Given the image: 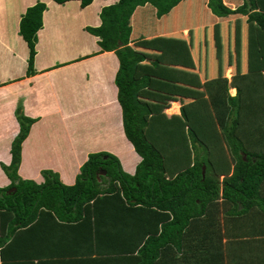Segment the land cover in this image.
Here are the masks:
<instances>
[{
	"label": "trees",
	"instance_id": "obj_1",
	"mask_svg": "<svg viewBox=\"0 0 264 264\" xmlns=\"http://www.w3.org/2000/svg\"><path fill=\"white\" fill-rule=\"evenodd\" d=\"M53 1L63 5L75 0ZM76 1L81 8L93 2ZM188 2L118 0L102 8L100 26L84 28L98 39L100 52H113L118 59L114 83L123 130L141 158L133 175L123 171L117 157L97 152L88 155L73 185L62 183L51 170L41 172L40 184L22 179L21 145L35 120L17 108L20 130L11 145V163L1 165L10 184L0 187V264H41L44 259L58 264L69 257L75 264H120L127 257L134 264H188L179 255L190 226L198 228L190 238L212 237L211 227L206 233L199 228L220 224V216L261 221L264 149L256 152V143L264 147V45L262 50L258 46V38L264 42V0H203L215 24L178 26ZM45 10L38 1L19 23L29 51L27 77L34 74ZM213 24L231 26V40L242 39L227 48L239 57L219 74L212 73L207 55L214 53L211 48L223 47L205 44L208 34L203 33ZM208 49L212 52L207 54ZM242 58L249 65L239 66ZM229 67L247 68V73L233 72L228 80L224 74ZM200 78L206 81L204 89L199 88ZM189 82L194 84L188 88ZM231 87L234 97L228 94ZM256 87L262 88L260 100L251 94L247 99ZM184 97L191 101L181 104L180 116L171 110L165 115L171 102ZM243 99L252 103L242 104ZM164 121L170 125L158 130Z\"/></svg>",
	"mask_w": 264,
	"mask_h": 264
},
{
	"label": "crops",
	"instance_id": "obj_2",
	"mask_svg": "<svg viewBox=\"0 0 264 264\" xmlns=\"http://www.w3.org/2000/svg\"><path fill=\"white\" fill-rule=\"evenodd\" d=\"M38 1L46 5V10L42 15L43 26L37 33L34 74L27 77L29 51L19 35V23L27 8ZM117 1L93 0L89 6L81 8L76 0L63 5L53 0H0V167L11 163V144L19 128L15 112L21 107L27 117L35 120L21 145L18 175L22 179L40 184L44 181L41 172L51 170L59 175L62 183L73 185L88 155L97 152L117 157L123 171L134 174L141 158L127 140L119 119L114 83L118 59L113 52H100L98 39L84 31L88 26L98 27L100 10ZM137 15H132V24ZM57 22L67 25L78 39L70 36L62 43L55 40L53 37L60 33L59 29L56 32ZM50 34L53 37H49ZM258 42L262 50L264 42L259 38ZM260 58L264 59L262 55ZM261 67L264 69L262 64ZM236 69L227 68L225 78L231 80ZM239 70L242 75L247 73V68ZM200 79L199 88H203L206 81ZM91 84H94L92 90ZM228 94L234 97L236 89L229 88ZM204 98L210 104L208 96ZM190 101L184 97L171 102L165 115L171 110V115L180 116L181 104ZM245 103L252 102L243 99L242 104ZM210 110L214 116V108ZM167 125L170 121L160 123L157 128L162 130ZM9 184L10 180L0 171V187ZM220 219V224L212 222L210 226L202 224L199 228L206 233L211 227L208 233H212V237L190 238L198 234L197 226L195 229L190 226L179 259L188 264H264V215L259 223L240 218L223 220L222 216ZM7 257L13 260L10 254H6ZM39 262L27 260L25 264ZM43 262L41 264H46L45 259ZM58 264H75V258L69 257ZM120 264L134 262L127 257Z\"/></svg>",
	"mask_w": 264,
	"mask_h": 264
},
{
	"label": "rangeland",
	"instance_id": "obj_3",
	"mask_svg": "<svg viewBox=\"0 0 264 264\" xmlns=\"http://www.w3.org/2000/svg\"><path fill=\"white\" fill-rule=\"evenodd\" d=\"M39 2H41V1H39ZM187 2H188V0H187ZM188 3L190 4L189 8H188V12L183 16L182 19L178 20V26H182V27L185 26L186 27L188 25L191 26L193 24H196V25H201L203 27L205 25L209 26L210 24H212L214 22V17H211L209 15V13H207L205 11L204 6H206V4H205V2H203V0H189ZM101 10H100V12H101ZM99 15H100V13L98 14V17H99L98 20L100 21V24H101V19H100ZM153 23H155V22H153ZM214 24H215V22H214ZM57 25L59 27L56 26V32H57V29H59L60 33L57 34L54 37L50 34L49 37L50 36L53 37L55 40H57L60 43H62L64 41H66L67 39H69L70 36L71 37H75L76 39H78L74 35V33L72 31H70V29H69V27L67 25H65L64 23H61V22H57ZM155 26L156 27H160L161 25L159 24V25H155ZM202 27L200 28V34L201 35H202ZM231 28L232 27L229 26V25H214L212 29L206 28L203 31V33L208 34L205 37L207 39V42L205 44H208V45L210 44L211 45V44L214 43L215 46L223 47V48H221V50H217V51H216L215 47L211 48L214 51V53H212V54H208V53L212 52L211 49H208V50L205 51V53L207 52V54H208L207 56L209 57V59H207L208 66H209V68L213 69L212 73L219 74V70H221L222 68H225V66L228 63L233 65L234 64L233 60L235 59V57L236 56L239 57V54H234L233 51L227 49V48H229L231 46L234 47V45H238L240 43L242 44L241 37L239 39H232L231 40V37H233L231 35V33H230ZM179 35L177 34L175 37H180ZM243 36H244V39H247L248 34L246 33ZM230 40H231V42H230ZM238 40L240 41V43L238 42ZM243 58L245 59V56ZM244 62L247 65V63H248L247 61H239V66H242V65L244 66ZM255 64H256V61L252 60V66L251 67H254ZM248 65H249V63H248ZM202 70L205 71L204 68ZM184 71L189 72V70L187 71L186 69ZM242 80L244 81L245 79H242ZM193 84H194V82H189L188 88L190 86H193ZM93 87H94V84H91L90 85V90H92ZM261 89L262 88H260V87L258 89H257V87L255 89H250V91L247 92V94H246L247 95L246 98L247 99H251V96H252L253 100H260ZM195 90H198V87L195 88ZM249 94H251V96ZM249 96H250V98H249ZM219 103L221 104L220 101H219ZM118 108H119V114H120L119 119H121V121H122V115H121V112H120L121 110H120L119 106H118ZM23 115L26 116L24 112H23ZM113 120L116 121V117L115 116H113ZM17 123H18V121H17ZM18 126H19V123H18ZM19 130H20V127L18 128V132L15 135L14 139L18 135ZM257 132H259V131L257 130ZM14 139H13V141H14ZM252 142H253V138L250 135V143H252ZM256 146L258 147L256 152H261L262 149H264V147H261L258 143H256ZM122 169H123V167H122ZM0 171H1L2 174L6 175L1 167H0ZM6 177H7V175H6Z\"/></svg>",
	"mask_w": 264,
	"mask_h": 264
},
{
	"label": "water",
	"instance_id": "obj_4",
	"mask_svg": "<svg viewBox=\"0 0 264 264\" xmlns=\"http://www.w3.org/2000/svg\"><path fill=\"white\" fill-rule=\"evenodd\" d=\"M100 175H105V171H103L102 173H100ZM202 175H204V168H203V171H202ZM12 191H15V189H12ZM10 193V192H8Z\"/></svg>",
	"mask_w": 264,
	"mask_h": 264
}]
</instances>
